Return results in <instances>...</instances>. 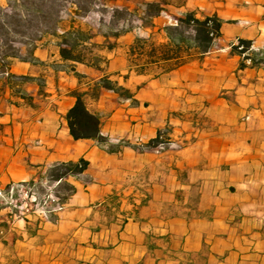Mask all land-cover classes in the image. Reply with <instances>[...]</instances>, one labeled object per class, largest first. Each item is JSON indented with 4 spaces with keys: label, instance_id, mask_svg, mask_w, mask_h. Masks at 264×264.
Returning <instances> with one entry per match:
<instances>
[{
    "label": "crops",
    "instance_id": "obj_1",
    "mask_svg": "<svg viewBox=\"0 0 264 264\" xmlns=\"http://www.w3.org/2000/svg\"><path fill=\"white\" fill-rule=\"evenodd\" d=\"M192 1L189 11L224 23L222 37L176 72L132 75L139 106H112L110 143L71 138L75 79L49 78L47 97L27 86L35 105L17 108L16 88L0 78V190L16 187L14 201L33 209L24 220L0 210V264H264V0ZM239 40L253 43L254 67L242 70L232 53ZM9 72L41 73L21 62ZM109 72L128 74L124 55ZM166 128L176 147L140 151ZM81 162L83 173L51 177Z\"/></svg>",
    "mask_w": 264,
    "mask_h": 264
},
{
    "label": "trees",
    "instance_id": "obj_2",
    "mask_svg": "<svg viewBox=\"0 0 264 264\" xmlns=\"http://www.w3.org/2000/svg\"><path fill=\"white\" fill-rule=\"evenodd\" d=\"M13 1L15 14L10 19L15 24H11V35L15 33L20 39L11 42V54H6L1 47L2 31L8 35L10 25L0 27V78L7 77L16 88L15 107L33 104L34 99L27 96V86L37 85L39 93L47 97L49 78L57 79L60 74L73 78L77 81V89L72 93L75 104L65 116L70 136L76 142L94 141L99 145L111 142L102 129L115 103L139 106L136 96L141 86L128 87L132 75L154 80L191 61L202 60L222 37L224 24L216 16L199 17L189 11V0H132L129 5L122 4L123 0H73L71 4L62 0L39 23L26 22L24 14L17 12L15 6L23 7L24 0ZM111 2L113 7L109 5ZM34 11L37 17L46 14L39 8ZM97 15L102 18H95ZM48 19L51 24L46 22ZM21 27L40 30L28 34ZM129 37L132 38L129 44L122 42ZM40 50L48 53L46 62L36 57ZM232 53L242 58V70L256 65L251 41L239 40ZM119 54L125 56L128 64V74L124 76L109 72L111 59ZM17 62L28 63L40 75L10 74V67ZM79 68L89 73H82ZM91 72L97 74V80ZM5 129L0 124V142ZM170 133L169 128L158 132L155 139L140 145V151L159 154L173 149L176 144ZM86 167L85 162L60 164L58 170L51 171V177L61 179L66 173L81 174Z\"/></svg>",
    "mask_w": 264,
    "mask_h": 264
},
{
    "label": "rangeland",
    "instance_id": "obj_3",
    "mask_svg": "<svg viewBox=\"0 0 264 264\" xmlns=\"http://www.w3.org/2000/svg\"><path fill=\"white\" fill-rule=\"evenodd\" d=\"M61 1L62 0H24V6L22 7V5H16L15 7L17 8V12L20 14V13H23L24 14V18H26V22H34L36 23L38 21H43V19L45 20V18H47V14L49 13V11L51 10H54L55 8H58V5L61 4ZM132 0H123L122 4H125V5H129V4H132L133 2H131ZM196 1V0H194ZM194 1H192V6H194ZM13 0H0V27L2 28L3 25H6V27L8 25H10V32L8 33V35L5 33V31H2V35H3V43L1 45L2 47V51L3 52H6V54L10 55L11 54V42L12 41H15V40H19L20 37H17L15 33H13L14 35H11V24H15L14 23V20H11V16H14L15 14V10H14V7L12 6L14 3ZM71 2H73V0H69L68 3L71 4ZM110 6L113 7L114 3H109ZM11 6L13 8H11ZM37 8H39L40 10H43L46 12V14H40V17H37L33 12H35L34 10H36ZM5 16H7V19L5 18ZM42 17V18H41ZM23 18V19H24ZM95 18H98V19H101L102 16L101 15H97ZM23 19H20L22 20L23 22ZM48 23H50V19H48V21H46ZM23 24V23H22ZM51 24V23H50ZM22 28V27H21ZM40 30V29H37V28H30V27H26L25 29L22 28V32H27L28 34L29 33H33L34 30ZM35 30V31H36ZM34 31V32H35ZM122 82V80H121ZM63 83V86L64 87H71L72 86V83L73 81H70V80H67V79H64V81H62ZM25 107L23 106L22 107V111H21V114H18L17 116H19V118H22L24 117V111H25ZM11 189V186L9 187V190ZM9 190H0V191H3V192H6V191H9ZM3 201H0V207H3V208H7V206H5L3 203ZM11 214V213H10Z\"/></svg>",
    "mask_w": 264,
    "mask_h": 264
},
{
    "label": "built area",
    "instance_id": "obj_4",
    "mask_svg": "<svg viewBox=\"0 0 264 264\" xmlns=\"http://www.w3.org/2000/svg\"><path fill=\"white\" fill-rule=\"evenodd\" d=\"M22 188L27 189L25 187ZM15 191L16 187H11V189L6 192L0 191V201L4 202L2 203L7 206L14 217L24 220L26 216H29L33 213V209L29 205L21 206L20 204H18V202L14 201Z\"/></svg>",
    "mask_w": 264,
    "mask_h": 264
}]
</instances>
